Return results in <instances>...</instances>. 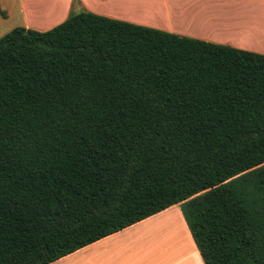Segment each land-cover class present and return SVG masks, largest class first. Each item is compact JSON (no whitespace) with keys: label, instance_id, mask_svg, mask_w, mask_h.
Wrapping results in <instances>:
<instances>
[{"label":"trees","instance_id":"obj_1","mask_svg":"<svg viewBox=\"0 0 264 264\" xmlns=\"http://www.w3.org/2000/svg\"><path fill=\"white\" fill-rule=\"evenodd\" d=\"M175 203L204 264H264V53L88 10L0 36V264Z\"/></svg>","mask_w":264,"mask_h":264},{"label":"crops","instance_id":"obj_2","mask_svg":"<svg viewBox=\"0 0 264 264\" xmlns=\"http://www.w3.org/2000/svg\"><path fill=\"white\" fill-rule=\"evenodd\" d=\"M73 10L264 53V0H0V36L6 21L45 30ZM50 264L204 263L175 203Z\"/></svg>","mask_w":264,"mask_h":264},{"label":"rangeland","instance_id":"obj_3","mask_svg":"<svg viewBox=\"0 0 264 264\" xmlns=\"http://www.w3.org/2000/svg\"><path fill=\"white\" fill-rule=\"evenodd\" d=\"M122 10V9H121ZM71 12V11H70ZM69 12V13H70ZM73 12H76V11H74L73 10ZM92 12V11H91ZM131 11H129V10H125V9H123V11H122V14H124V15H127V14H129ZM69 13L67 14V16L69 15ZM95 14H98V15H103V16H108L107 14H104V13H99V12H94ZM118 13H120L121 14V12H118ZM66 16V17H67ZM15 16H11V19L12 18H14ZM65 17V18H66ZM108 17H111V16H108ZM64 18V19H65ZM112 18H115V17H112ZM117 19H119V18H117ZM124 20V19H123ZM127 21V20H126ZM13 25V22L11 21V20H9V21H6V31L5 32H7V31H9L11 28H13L14 26H12ZM46 30V29H45ZM5 32H3V33H5ZM3 35V34H2ZM152 230L154 231V228H152Z\"/></svg>","mask_w":264,"mask_h":264}]
</instances>
